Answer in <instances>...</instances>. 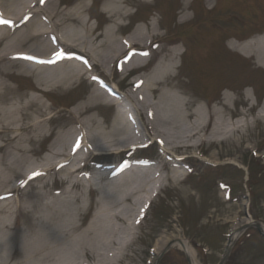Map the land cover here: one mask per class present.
I'll use <instances>...</instances> for the list:
<instances>
[{
	"label": "bare ground",
	"instance_id": "6f19581e",
	"mask_svg": "<svg viewBox=\"0 0 264 264\" xmlns=\"http://www.w3.org/2000/svg\"><path fill=\"white\" fill-rule=\"evenodd\" d=\"M137 1L153 0H105L103 12L108 21L98 31L83 15L88 10L85 0L66 8H61L58 0H0V21L10 22H0V45H3L0 49V122H7L0 125V151L13 149L15 153L14 161L6 167L8 175L0 185V264H147V260L154 264L155 256L167 246L183 249L192 264H201L191 242L184 238L158 237L141 247L140 242L145 238L138 235L142 207L148 200L154 201L160 196L162 188L156 189L157 182L165 179V171H169L170 180L181 181V167L185 163L182 158L165 156L152 163L154 167L132 166L127 176L116 181L104 177L93 183L83 182L73 179L71 170L57 191L42 178L16 182L20 181L17 176L23 174L18 169L28 159L24 150L31 149L32 134L44 127L43 120L31 122L35 118L31 117L30 110L35 106L42 110L46 106L40 97L21 102V106H8L16 97L11 96L14 92L6 78L13 69H19L20 74H31L38 86L43 85L45 89L68 90L85 78L110 74L117 65L115 70L121 72L124 80L131 71L144 70L150 55L156 57L151 70H144L127 82L124 94L112 87L94 86L88 97L74 108L75 116L71 117L74 125L65 128L55 142L59 144L58 156L47 161L48 171L56 168H52L53 159L65 155L71 136L81 138H76L79 143L71 145L70 153L81 149L80 154L89 146L93 152L129 150L140 145L146 136L164 141L169 150L185 151L200 147L199 141L203 144L204 140H214L227 129L225 104L218 102L222 106L216 105L207 114L201 104L196 106L193 94L176 82L180 75L178 59L183 54L180 56L178 47L162 45L164 37L158 30L159 25L147 23L122 36L123 21L130 17ZM207 2L212 4L213 0ZM189 8L188 1L182 10V22L191 20ZM261 40L234 43L233 48L245 56H255L257 63L264 67L263 50H257L261 49L258 46L261 43L264 48ZM128 52L129 56H125ZM122 58L124 62L120 65ZM23 98L24 95H18L15 101ZM227 98L233 100L229 94ZM113 104L119 107L118 112L113 123L106 125L100 118L99 107ZM135 117L141 126L134 121ZM231 130L230 127L227 132ZM10 132L18 133L10 137ZM205 134H209L206 139ZM27 138L31 140L25 149L23 141ZM98 138L101 144L96 142ZM63 142L65 146L60 145ZM20 150L23 153L18 154ZM74 163L66 167L72 169ZM85 189H89L90 200L85 196ZM93 192L96 197L91 201ZM13 193L17 195L15 199H11ZM91 208L94 212L87 219ZM246 221L235 224L230 239L238 237L236 229Z\"/></svg>",
	"mask_w": 264,
	"mask_h": 264
},
{
	"label": "rangeland",
	"instance_id": "374dc122",
	"mask_svg": "<svg viewBox=\"0 0 264 264\" xmlns=\"http://www.w3.org/2000/svg\"><path fill=\"white\" fill-rule=\"evenodd\" d=\"M58 1H60L59 6L63 8L62 5H64V2L72 4L75 0ZM92 1H94V4L91 6V9L89 6L88 10L91 12V15H94L98 19V29L101 31L108 19L105 17L103 10H101L103 8L102 0H85L87 4H90ZM162 1L160 5L162 3L163 5H168L173 2V0ZM221 1L223 2V0ZM259 1L262 2L263 0H224L222 9L223 15L231 11H239L241 17L246 16V23L248 24H244V27L247 25L250 26L249 28L243 29L246 31L245 37L242 36L244 34L241 35L239 32L241 31V29L238 28L239 26L236 27L235 25L231 28L232 31L229 32V34H225V36H223L224 32L205 34V38L210 34L209 37L212 39L213 37L216 38L214 41L218 40L223 43L224 52L223 55H220L221 61L213 65H211L210 60L206 61V57H202L204 52L199 49L196 41L197 39H203L200 34L201 29H206V24L210 22L209 17L217 12V8L212 12L207 10V7L213 6L214 3L208 4L206 0H195L192 4V11H188L192 19L183 24H180L181 16H178L177 8L185 5V0H174L173 5L165 9V19H162L163 23H166V27H169L167 36L178 31L184 35L193 36L191 39L187 40L191 47L188 57L186 56L185 61L182 63V67L180 66V59H178L179 67L177 68V72L180 75L176 79V82L182 84L185 89L193 94L196 106L201 104L203 108L209 109L214 108L218 102L225 104V106H227V111H225L226 125L239 121L241 127L239 130L234 131L235 134L231 137L229 136L232 134V131H230V133H224V131L219 133L216 139L219 138L223 140L216 141V143L206 142L202 145L203 147L201 146L198 150L194 148L177 152L180 153V155H190L191 157H189L188 161L183 165L181 177H185L189 173H191V175L183 182H177L175 180L169 181V186H167L168 189L164 191L161 199L155 203L151 208V212L143 221L140 234L142 237L144 236L145 239L140 242L141 247L145 246L147 241L153 242L158 237L187 238L193 242L199 243L194 246L202 264H217L225 249V233L230 230L236 219L244 217V207L247 202L245 199L246 188L243 179L244 170L242 168L246 166L253 175L257 176L263 173L262 177H264V68L257 64L256 58L245 56L239 52V50L233 48L234 43H239L237 38L243 39L250 36L264 35V15L258 13L252 18L251 14L252 11L255 10L257 12L259 10L256 5ZM139 5L142 6L139 7ZM148 5L150 6L148 7ZM151 5L150 3H138L137 7L139 9L137 13L135 15L132 14L129 19L123 21L125 24L128 23V21L132 23L130 26H123L122 35L129 33L137 25L145 26L146 23H156L157 19L161 18L158 13H150V9H152ZM246 7L251 11L250 13H248V11V14L245 12ZM263 8L260 10L264 13V10H262ZM88 10L84 12V17L86 18L89 17ZM134 10V8H131V12H134ZM224 20L234 21L235 19L231 16ZM91 21L92 24L96 23L94 20ZM197 28H200V30L196 31ZM160 32L163 34L165 30L161 29ZM261 39L264 40V36H262ZM203 41L204 39L202 42ZM177 44L179 48L182 49L181 43ZM162 45L169 48L174 46L166 42H163ZM261 45L263 44L261 43ZM261 45H258L261 49L257 50H263L262 55H264V48ZM2 47L3 45L1 44L0 49ZM208 47L205 41L203 50L206 56L208 55ZM195 53L198 54L194 57L193 55ZM122 62H124L123 59L120 65L123 64ZM234 62L236 63L237 69L233 64ZM198 63L200 65L202 63V67L205 66L206 68L204 69V73L206 74L203 78L201 73H198L201 72ZM151 66L152 64L150 67ZM215 67L216 73L212 75L211 78V81L215 82L209 85L210 82H207V75ZM114 73V78L115 80L117 79L116 82L121 81V83H119L122 86V89H120V91H122L121 93H123V91L125 93L123 89H126L127 81L123 80V75L119 73L118 70H115V68ZM99 74L112 83L109 74ZM7 77L11 80L8 81V84L11 85L14 92L11 96L17 97L18 95H24L22 101L16 102L15 97L8 102V106H21V102L31 100L33 97H40L39 100H42V103L46 106V108L42 110H37V106L30 110L31 117L35 118L34 120L31 119V122L34 123V121L43 120L44 127L42 126L43 128L41 130L32 134L33 140L30 144V150L33 149V152L24 150V154L27 155L28 159L20 163L18 172H22L23 174H20L21 176L19 175V177L17 176V179H26V175L31 172V174L33 173L32 176H34V179L42 178L50 182L56 179V182L58 181L60 183L61 180L68 178L71 168L66 167L64 169L65 173L62 170H58L57 178H54L52 174L56 169L53 167L56 166V163L58 166L69 158L68 154L70 155L71 145L76 138L71 136L66 146L64 142L60 144L66 147V153L61 157L53 159V169L48 171L46 163L51 157L58 156V149L56 147L59 146V144L55 145V142L65 128L74 125L71 123V117L75 115L74 108L88 97L91 92V87H94L98 82L94 80L91 84L90 80L87 78L88 82L83 79L68 90L45 89L43 85L38 86L37 81L31 74H20L19 69H13L12 73ZM227 94L233 97L232 101H229ZM217 105L222 106L221 103ZM48 107L49 109H47ZM99 112L102 114L100 116L101 120L106 122V125L113 123L115 118V108L113 106L102 105L99 107ZM259 113H261V116H259ZM137 122L138 125L141 126V122ZM1 124L7 125V122H0V125ZM14 127H16V125H14ZM10 128H13V126ZM17 133L18 132L15 134ZM15 134L10 132L9 136L14 137ZM9 136H5L4 138H8ZM147 138L148 141H153V139H155V137ZM30 140L31 139L27 138L23 141V147L25 149H27L26 145ZM98 140L99 141L96 142H100L101 144V139L98 138ZM144 142H146V140ZM98 145L96 146L98 147ZM145 149L150 151L153 155L152 160L163 158V155L158 152L159 148L157 144L151 145ZM21 153H23V150H20L18 154ZM140 153L141 150H131L122 154H112L110 156H104V159L99 162H102L100 164L106 167L108 164L119 163V160L125 158L126 160H130V162L127 163L128 165L130 163L131 165H141L136 164L134 161L131 162L136 156L138 158ZM12 154L13 155L10 156L9 153H7L5 156V152L0 151V185L4 177H6L5 175H8V169H6V167L8 168L7 165H10L14 161L15 153ZM172 155H176V153ZM92 161L88 162V160L81 158L79 155L76 159V165H84L88 162L87 164L90 166L76 169L70 176L73 179L82 181H98L99 178L100 180L102 177L104 178L106 173L110 174L109 170L106 172L105 169L94 166L96 164L95 162L92 163ZM225 163L227 164L225 165ZM152 167H154V165H152ZM165 172H167L165 175L170 176L168 170ZM2 173H5L4 176ZM122 176V173H118L110 174L109 177L111 179L106 176L105 178L110 181H116ZM258 180L262 182L257 185L254 184L253 187L251 185L252 181L248 184L252 197L250 210L256 219L264 222V180ZM227 181L232 182L236 186V194H232L233 199L224 197H228L227 192H225V183H227ZM38 182L39 181L36 183ZM55 184L58 185V183ZM88 193L89 191L86 190L87 198H89ZM187 194H190V196ZM94 198L95 194L91 196V201L94 200ZM93 212V208H91V210L89 209L87 219L90 218ZM204 248L207 249V252H205ZM232 253L226 264H264V238L256 236L247 244L244 251L235 249V252ZM186 257L187 255L183 250L171 248L164 254L159 262L156 261V264H175L176 258H181V264H184V262L188 264ZM149 262L150 260H147V264H149Z\"/></svg>",
	"mask_w": 264,
	"mask_h": 264
},
{
	"label": "snow or ice",
	"instance_id": "6c2138e0",
	"mask_svg": "<svg viewBox=\"0 0 264 264\" xmlns=\"http://www.w3.org/2000/svg\"><path fill=\"white\" fill-rule=\"evenodd\" d=\"M41 2H43V0H41ZM0 22H3V23H10L9 21H0ZM27 59H34L33 57H27Z\"/></svg>",
	"mask_w": 264,
	"mask_h": 264
}]
</instances>
